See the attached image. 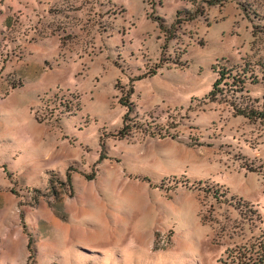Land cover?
Wrapping results in <instances>:
<instances>
[{
    "label": "rangeland",
    "instance_id": "obj_1",
    "mask_svg": "<svg viewBox=\"0 0 264 264\" xmlns=\"http://www.w3.org/2000/svg\"><path fill=\"white\" fill-rule=\"evenodd\" d=\"M220 64L263 100L264 0H0V264H216L264 233V119L208 100ZM123 189L139 200H110ZM178 197L199 221L188 205L190 228L112 249L113 217L134 230L145 201Z\"/></svg>",
    "mask_w": 264,
    "mask_h": 264
},
{
    "label": "trees",
    "instance_id": "obj_2",
    "mask_svg": "<svg viewBox=\"0 0 264 264\" xmlns=\"http://www.w3.org/2000/svg\"><path fill=\"white\" fill-rule=\"evenodd\" d=\"M209 3H214L220 0H207ZM200 11L193 9V11L189 10H181L177 9L175 11V18L173 20V24L180 23L183 19H192L196 14ZM183 16H180V14ZM159 19V18H158ZM160 20V19H159ZM159 27L163 28L162 22H159ZM154 72V69L145 72L151 74ZM216 75L211 82L210 88L205 93V96L208 100H217L227 102L235 114H241L248 119H264V97L263 100L258 103L257 98H250L247 95L241 94V90L245 81V74L240 75L239 72L232 73L231 67H227L223 64H220L215 69ZM144 73L139 74L136 78L142 77ZM131 92L129 88L126 90L125 94ZM239 92V93H238ZM126 96V98H127ZM119 96V102L126 106V109L122 116V125L118 129V136H123L129 124L125 122L126 113L130 111L131 104L127 101V99ZM38 117L35 116V119ZM105 157L102 153L97 156V160ZM94 172H84V176L86 178H92ZM142 179L149 181V178L146 175L141 176ZM65 180H70V174L68 172L65 173ZM62 181L59 180V183ZM158 185V184H157ZM160 186V184L158 185ZM224 256H220L216 259V264H264V233L259 234L255 240L249 244H239L234 245L232 247L225 249ZM30 257V254L28 255Z\"/></svg>",
    "mask_w": 264,
    "mask_h": 264
},
{
    "label": "crops",
    "instance_id": "obj_3",
    "mask_svg": "<svg viewBox=\"0 0 264 264\" xmlns=\"http://www.w3.org/2000/svg\"><path fill=\"white\" fill-rule=\"evenodd\" d=\"M175 190L177 192L181 193V192H183V190H185V188L179 187V188H176ZM81 194H83V192ZM92 196H94L95 199L91 198V196L83 195V200H85V202H88L87 197H89L90 200L92 199L91 200L92 202L94 200L95 204L97 205V208L102 209V207H100V206L104 205L106 207V211H107V209H109V205L107 203L109 201H107L108 200L107 198L100 197L99 195L96 196L93 192H92ZM109 197H110V200L123 201L124 206L129 201L133 202L134 200L135 201L139 200L138 198L135 197V195L132 194V192L129 189L128 190L123 189V192L121 194H116L114 192ZM81 199L82 198H79V201H81ZM178 199L179 200H177V202H173V201L164 202L162 199L154 202L153 199L149 198V200L145 201V204H144L145 206H143V210L141 209L142 211H141L140 215L142 218V220H141L142 223L139 226L135 227L134 230H132L131 228H127L126 222L129 223V221H130L129 219H126L127 217L125 219L123 216L113 217L112 218L113 222H117V223L114 224V227H113L114 231L110 237V242H112V245H113L112 249L113 250L114 249L121 250V246H123L122 241L126 237H129V235L131 236V234H135L137 239H138V243L142 245V246H140L138 243L135 244V245H138L137 247H139L137 249H141V247L147 248V245L151 241L153 231L156 229V227L161 226V225L172 226V227H174L175 230H177V231L180 230V232L184 231L185 229L190 228V226H191L190 225L191 224L190 219L188 218V215L185 214L186 213V207L188 205L191 208V215L193 217V221L194 222L199 221L198 216H197L198 202H197L196 198L188 197V199L184 200L185 198L178 197ZM168 206L170 207V212H167ZM66 215H67L66 216L67 217L66 223H68V220H71V222H74V220H72L68 216V213ZM97 220H102V223L106 227H109L108 226L109 220H107V217H105V214L104 215L100 214V216ZM187 222H190V224ZM89 223H90V221L86 222V220L80 221L79 227L81 226L84 229V230H79V236L80 237H88L89 235L91 237L92 233H94V235L95 234L96 235L102 234V236H107V234L103 233L99 229L98 224H96L94 221L91 222L92 223L91 227L88 225ZM111 225L112 224H110V226ZM81 233L83 235H80ZM141 235H145L146 240H143L141 242V239L138 237ZM79 243H83V242L79 241ZM169 253L172 254L173 252L170 251ZM122 264H128V263L123 262Z\"/></svg>",
    "mask_w": 264,
    "mask_h": 264
}]
</instances>
